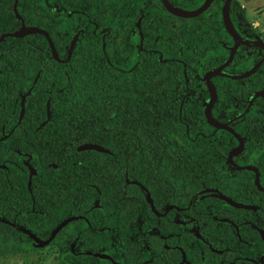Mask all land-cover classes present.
Masks as SVG:
<instances>
[{"label":"trees","instance_id":"1","mask_svg":"<svg viewBox=\"0 0 264 264\" xmlns=\"http://www.w3.org/2000/svg\"><path fill=\"white\" fill-rule=\"evenodd\" d=\"M169 1L189 8L188 4L196 0ZM222 1L213 0L199 15L183 18L169 13L160 0H0V255L39 249L41 245L33 236L48 238L67 217L71 219L49 241L57 247V260L62 264H171L163 258L173 250L187 252L180 229L187 230L191 214L194 229L200 232L209 208L198 202L190 210L129 208L121 157L129 152L141 153V145L153 153L159 147L161 152H170L164 150L169 145L157 144L156 140L174 138L169 133L172 128L159 124L176 121L177 115L159 108L156 92L173 90L179 84L182 87L187 70L185 73L182 63L172 69L159 61L154 51L135 46L130 51L133 58L129 66L116 67L107 37L111 28L116 33L122 28L131 31L136 19L137 25L148 24L147 31L153 34L155 17L161 16L166 32L174 24L181 31L203 36L206 41L198 40L200 51L196 54L204 55L205 42H216L209 38L213 27L216 33L219 28L224 30L230 39L220 16ZM230 17L236 26L246 23L237 0H231ZM21 24L45 29L55 54L42 33L12 34ZM227 38L224 49L232 42ZM224 52L225 56L204 59L201 70L205 65L220 64L228 49ZM240 63L237 51L225 71H240ZM255 74L259 76L257 83L264 87V62ZM215 78L226 82L227 90H232L236 81ZM69 81L71 85L60 91ZM82 81L87 92L78 90ZM70 99L75 102L69 104ZM227 109L225 117H230L233 109ZM250 122L255 123V119ZM143 137L148 140L143 142ZM84 142L97 143L106 150L79 149ZM111 154L118 155L112 168L107 158ZM256 159L262 168L264 151ZM219 162L206 152L200 159L194 156L192 161L179 163L181 168L194 171V198L201 196L198 190L202 186L196 173L218 170ZM60 187L64 190L59 191ZM246 192L241 193L258 205L264 201L263 192ZM94 214L100 223H92L90 216ZM140 216L151 218L149 226L137 228L136 235L142 237L145 246L137 238L126 257L123 236L127 226H133ZM211 222L210 234L217 235L223 223L216 218ZM234 222L244 239L238 243L242 247L254 244L252 235L243 234L241 223ZM111 234L115 238L109 239ZM193 237V258L205 256L203 244L195 233ZM219 242L211 241V253L216 252ZM247 260L242 259L254 264Z\"/></svg>","mask_w":264,"mask_h":264},{"label":"flooded vegetation","instance_id":"2","mask_svg":"<svg viewBox=\"0 0 264 264\" xmlns=\"http://www.w3.org/2000/svg\"><path fill=\"white\" fill-rule=\"evenodd\" d=\"M162 20L161 16L155 17L153 34L147 31L148 24L143 23L141 25L140 23L137 25V19L134 22L135 28L131 31H127L125 28H122L120 33H116L113 28L108 30V47L111 49L112 63L116 67L126 68L129 66L133 58L130 51L135 46L138 50L154 51L158 60L166 62L172 69L177 66V63H182L185 73L187 70V77H185L182 87L179 84L173 90H159L156 92L159 95L156 100L159 108L166 110L171 115H177L176 121L159 124V126L165 128H172L169 133L174 134V138L156 140L157 144L169 145L170 148L165 147L164 150H170V152H161L162 148L159 147L153 153L144 145H141L139 148L141 153L129 152L121 156L124 159L123 175L128 193L127 206L132 209L156 210L162 207H170L176 210H190L197 202L203 205L206 204L210 213L207 214L201 226H199L200 232L194 229L191 214L188 215V221H186L187 230L184 231L179 228L182 234L179 237L186 241L187 252L181 251L178 254L176 250H173L172 253L163 258L164 261L171 264L177 262L182 264H249L243 262L242 259H248L247 261H252L254 264H264V237L261 234H264V201L263 204L258 205L255 201H252V198L243 196L244 193L247 194L246 191H250L252 195L256 194L257 191L263 193L264 191L257 188L253 170L239 169L227 162L228 152L238 145L237 138L225 129L210 125L204 115L205 102L209 99V93L203 80V73L217 65H205L202 70L201 68L204 66V59H216L225 49H228L229 52V48L224 49V40L227 35L221 28L216 33L213 27L209 38L216 42L213 44L205 42L207 47L205 54L200 55L196 54L200 51L196 43L199 39L206 41L203 36L181 31L174 24H170L166 32L161 25ZM114 22L113 19L112 23L114 24ZM234 26L242 38L248 40L260 39L264 43V37L258 32L255 25L245 23L244 25L237 24V26ZM230 39L232 42L228 47L233 44L231 36ZM221 45L223 46L221 47ZM237 51L241 56V63L238 67L241 70L228 72L224 68L225 73L239 74L249 69L253 63L264 55V48L258 45L239 44L235 53ZM255 72L247 77L235 79L236 81L232 83V90L225 89L227 83L215 78L216 76H227H212L210 80L215 87V97L211 106V115L218 121L228 122V125L241 136L243 149L239 154L233 156L232 160L238 165L257 167L259 183L263 185L264 166L260 168L255 162L257 154L264 151V94L257 95L252 101L251 98L257 90L264 89V87L257 83L259 76ZM228 107L233 109V115L225 117L229 112ZM253 119H255L256 124L261 119V124L255 126V123L250 122ZM253 127H258V129L253 130ZM181 130L184 131L185 137H181ZM109 136L112 139L113 133L111 132ZM147 140L146 137H143V142ZM206 152H211L216 160L220 161L218 164L219 169L196 173L200 176L202 186L198 190L201 196L194 198V171L191 168H181L179 163L192 161L194 156L200 159ZM117 157L118 155L114 156L113 154L107 156L110 168L114 166L113 158ZM168 176H170L169 180ZM167 182H170L169 188H167ZM58 190L63 191L64 187H60ZM136 199L139 201H136ZM238 204L245 206H238ZM212 218H216L223 223L222 231L218 232L217 235L210 234ZM234 221L241 223L239 227L243 229V234L246 236L252 235L255 240L254 244L250 242L247 247H242L238 243L239 240L244 239L241 233L238 232V226L235 225ZM150 222L151 218L147 219L142 216L133 226H127L126 233L123 236L126 257L129 256L127 251L137 243V238H139L135 234V229L139 228L140 225L143 227L149 226ZM92 223L98 224L99 222L92 220ZM156 231L158 232V230ZM194 233L203 244L202 247L205 250L206 257L203 255L200 258H193L191 249ZM111 238H115V235L111 234L109 239ZM139 239V244L144 248L145 242H143L142 237ZM152 239L155 244H159L156 237H152ZM213 239L222 242L216 243L218 249L216 252L211 253L209 249ZM175 246L181 248L179 245ZM229 249L232 251H229Z\"/></svg>","mask_w":264,"mask_h":264},{"label":"water","instance_id":"3","mask_svg":"<svg viewBox=\"0 0 264 264\" xmlns=\"http://www.w3.org/2000/svg\"><path fill=\"white\" fill-rule=\"evenodd\" d=\"M212 1L213 0H203L198 6H196L194 8H183V7H180L178 5L172 4L169 0H161V3L163 5V7L172 15H176V16L183 17V18H190V17H195V16L199 15L200 13H202L203 11H205L210 6ZM230 3H231V0H223L221 10H220V16H221V20H222V23H223V26H224L226 32L233 38V44L229 47V52H228V55H227L225 60H223L217 66L207 69L203 73V80L207 86L208 93H209V99L207 102H205L204 115H205L206 121L210 125L214 126L215 128L225 129V130L231 132L237 138L238 145L236 146V148H234L233 150L228 152L227 162L231 163L234 167L239 168V169L245 168V169L253 170L255 172V184H256L257 188L261 191H264V184L261 185L259 183V174H258L259 171H258L257 167H255L253 165H238L235 162H233V160H232V157L239 154L241 152V150L243 149V142H242L241 136L228 125V122L218 121L211 115V106H212V103H213V100L215 97V87H214L213 83L211 82L210 78L212 76H215V75H224L230 79L244 78V77L249 76L253 72H255L257 67L264 60V55H263L255 63H253V65L249 69H247V70H245L239 74H228V73H225L223 71V69L233 59L235 50L237 49L239 44L248 45V46L258 45V46L264 48V43L260 39L248 40V39L242 38V36L239 34V32L237 31V29L235 28V26L231 20ZM33 32L42 33L43 35H45V37L47 38V40L49 42V45H50L52 52L55 54V50H54L52 40H51L48 32L43 28L36 27V26L28 27V26H25L24 24H21V26L17 30H15L12 34L33 33ZM259 94H264V89L257 90L254 93V95L252 96L251 101H252V99H254ZM78 148L79 149L94 148L97 150H106L105 148H103L102 146H100L99 144L94 143V142L81 143L78 146ZM238 206H245V205L238 204ZM70 219H71V217H67L61 223H59L57 225V227L53 230L52 234L48 238L41 239V240L38 239V237H36V236H33V238L40 245L48 244L49 241L51 240V238L54 236L55 232L59 229V227H61L63 224H65ZM261 234L264 237V234L263 233H261ZM99 255L103 256L104 253L99 252Z\"/></svg>","mask_w":264,"mask_h":264},{"label":"rangeland","instance_id":"4","mask_svg":"<svg viewBox=\"0 0 264 264\" xmlns=\"http://www.w3.org/2000/svg\"><path fill=\"white\" fill-rule=\"evenodd\" d=\"M202 0H196L194 3H189L188 7L192 8L198 5ZM243 7L248 25H255L258 32L264 37V0H237ZM75 16H79L75 14ZM80 17V16H79ZM222 51L218 56H225ZM86 203L83 204V207ZM92 220L100 223L98 215L90 216ZM142 218V216H140ZM129 230V229H128ZM133 232L132 229H130ZM137 229H135V234ZM57 247L54 244L41 245L39 249L31 252H20L15 254L0 255V264H60L57 260Z\"/></svg>","mask_w":264,"mask_h":264},{"label":"snow or ice","instance_id":"5","mask_svg":"<svg viewBox=\"0 0 264 264\" xmlns=\"http://www.w3.org/2000/svg\"><path fill=\"white\" fill-rule=\"evenodd\" d=\"M70 85H71V81L67 82L64 86H61L60 91H64V89H65L66 87H69ZM78 90H79V91H83V92H87V85H86V82L82 81L81 86H80V88H79ZM74 102H75L74 99H70V100H69V104H72V103H74Z\"/></svg>","mask_w":264,"mask_h":264}]
</instances>
